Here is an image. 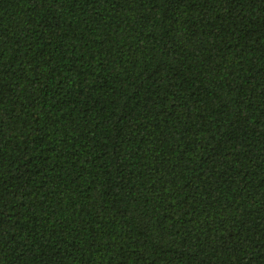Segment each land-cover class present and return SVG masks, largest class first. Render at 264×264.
<instances>
[{
	"label": "trees",
	"instance_id": "trees-1",
	"mask_svg": "<svg viewBox=\"0 0 264 264\" xmlns=\"http://www.w3.org/2000/svg\"><path fill=\"white\" fill-rule=\"evenodd\" d=\"M0 264H264V0H0Z\"/></svg>",
	"mask_w": 264,
	"mask_h": 264
}]
</instances>
